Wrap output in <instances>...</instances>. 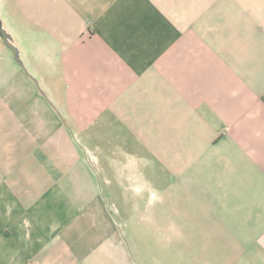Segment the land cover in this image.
<instances>
[{
	"label": "crops",
	"instance_id": "obj_1",
	"mask_svg": "<svg viewBox=\"0 0 264 264\" xmlns=\"http://www.w3.org/2000/svg\"><path fill=\"white\" fill-rule=\"evenodd\" d=\"M0 19L24 66L0 38V264H149L124 229L157 198L179 264H264V0H0Z\"/></svg>",
	"mask_w": 264,
	"mask_h": 264
},
{
	"label": "rangeland",
	"instance_id": "obj_2",
	"mask_svg": "<svg viewBox=\"0 0 264 264\" xmlns=\"http://www.w3.org/2000/svg\"><path fill=\"white\" fill-rule=\"evenodd\" d=\"M14 60L16 61L15 56ZM136 156H138L140 161L144 162H146L148 157L145 153H137ZM142 174L144 178H147V176H149V179L151 178V173H147L146 169L142 171ZM163 176H165V171L156 166L154 179L157 180V178H162ZM151 191L160 195L162 193V186L158 184L144 186L143 192L146 197L151 195ZM157 199L149 205L147 202H139V210L132 217L133 227H135V230L133 229L132 232L136 238L132 237L130 233L131 230L129 226H127V228L124 229V241L129 245L132 244V241L140 245H151L152 249L149 250V253L146 251L147 255L144 254V250H139L137 259L140 263L141 260L144 261L145 259L148 260L149 264H179L178 233L176 232L179 226V217L178 214L174 212L178 203L170 202V210L164 213L161 207L162 202ZM111 204L112 209L121 211L122 216L126 214V209L130 206V203L125 201L111 202ZM168 226L176 228V231L168 233Z\"/></svg>",
	"mask_w": 264,
	"mask_h": 264
},
{
	"label": "water",
	"instance_id": "obj_3",
	"mask_svg": "<svg viewBox=\"0 0 264 264\" xmlns=\"http://www.w3.org/2000/svg\"><path fill=\"white\" fill-rule=\"evenodd\" d=\"M0 38L2 39L3 43L14 52V56L16 61L22 66L23 63L20 61L19 57V50L16 45L13 43L12 36L4 29L2 20L0 19Z\"/></svg>",
	"mask_w": 264,
	"mask_h": 264
}]
</instances>
